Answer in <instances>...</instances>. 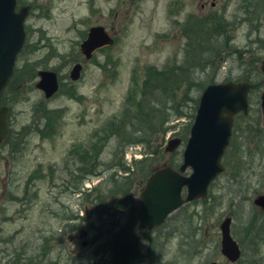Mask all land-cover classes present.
<instances>
[{
    "label": "rangeland",
    "instance_id": "rangeland-1",
    "mask_svg": "<svg viewBox=\"0 0 264 264\" xmlns=\"http://www.w3.org/2000/svg\"><path fill=\"white\" fill-rule=\"evenodd\" d=\"M249 1L21 0L22 5L30 4L32 11L26 22L29 41L19 64L22 70L17 73V79L7 93L9 125L13 133L5 151L0 148V235L4 239L0 244V264H42L43 259L44 264H112L111 244L128 218V209L122 213L114 211L108 205L113 199H108L105 209L98 214L95 206L89 204L90 201L86 202L85 195L72 190V178L67 176L66 168L68 165L71 169L80 165L73 159L76 152H86L91 159L100 158L104 165L118 163L120 153L113 158L117 142L106 138V124L118 116L125 99L126 105L131 106L134 102L126 98L131 89L132 97L136 101L139 99L149 70L182 61L187 43L183 31L190 16L195 20L210 16L225 18L228 24H232L224 26L231 30L232 44L239 49H250L247 58H264V46L255 44L256 41L250 44L257 32L264 38V15L255 13L251 26L247 21L249 14L245 13ZM253 1L264 4V0ZM97 25L105 26L115 38V43L97 51L93 59L86 62L80 44L88 30ZM228 53L227 50L218 58L210 57L213 65L203 76V84L208 80L207 75L217 83L246 80L249 74H245L238 62H224ZM232 57L237 59V55ZM76 62H82L84 70L80 80L72 82L69 73ZM246 67L248 71L250 66ZM44 68L58 72L61 81L60 91L49 101L35 89L37 73ZM197 93L194 92L195 99ZM260 95L261 91H257L251 97L250 115L253 118L255 109L259 107ZM45 110L51 116L43 115ZM184 123L176 124L165 140L156 137L152 141L154 148L162 143L160 153L154 158L149 156L148 169L142 166L136 171L131 192L115 199L125 197L128 205L138 204L147 177L143 173L176 162V156L167 154L165 146L170 138L178 136ZM249 124L247 120L243 122L242 130ZM91 148L94 151L89 154ZM140 148L133 146L129 153L132 152L133 157L142 155L140 151L149 152L148 147ZM99 149L102 154L98 157ZM71 151L74 153L72 157ZM258 164L259 160H256L252 165L251 176L249 173L245 175L241 189L233 187L227 175L217 181L213 193L222 205L219 204L214 214L203 213L201 219L197 213H202L203 206L193 202L174 213L166 222L167 227L153 233L137 225L136 232L143 240L141 254L132 264H155L146 262L143 256L150 235L154 238L162 236H159L160 240L168 251L166 264H205L211 261L231 264L220 251V224L227 216H233V236L240 243L251 213L260 210L253 202L258 193L263 192L252 193L258 188V177H254L260 170ZM100 172L101 176L87 181L90 190L107 179L110 173L103 168ZM247 191H250V200L243 201L242 196ZM94 197L91 196L90 200ZM109 197L113 198V195ZM74 216L80 219H74ZM189 221L188 231L202 230L201 243L206 248L196 259L183 262L178 258L180 235L176 231ZM85 242L87 246H84ZM242 248L252 260L250 244L246 242V247ZM13 249L15 258L10 260ZM261 252L264 255V238ZM44 253L48 259L43 257ZM149 260L161 263L155 256Z\"/></svg>",
    "mask_w": 264,
    "mask_h": 264
},
{
    "label": "trees",
    "instance_id": "trees-1",
    "mask_svg": "<svg viewBox=\"0 0 264 264\" xmlns=\"http://www.w3.org/2000/svg\"><path fill=\"white\" fill-rule=\"evenodd\" d=\"M263 5L262 2L253 0L247 2L245 13L249 14V19L247 21L251 26V18L255 13L261 16L264 15ZM226 24L232 26V24H228L225 18L219 19L217 16H210L204 19L200 18L199 20H195L193 16H190L185 23L183 31L184 35L187 37L183 61L176 62L163 70H158L156 68L149 70L143 82L141 96L137 101L132 97L133 91L131 90L128 100L132 99L134 102L131 106L125 104L121 113L116 117L114 116L106 124V138H110V141H113V143L117 142L116 149L114 147L113 150V153H116L113 158L120 153L118 163H112L111 166L108 164L104 165L99 161L100 158L91 159L86 152L75 153L73 159L77 162L79 161L80 165L72 169L70 167V170L66 169L68 171L67 176L72 178V190L75 193L78 192L85 195L84 199H86V202L90 201L89 204L95 206L98 214H101V209H105V202L106 200L108 201V199H113L108 205L109 207L112 206L111 208H113L114 211H123L132 204L128 205V201H126L125 197L119 200L115 199V197L121 194L125 195L132 190L134 186L133 177L134 175L136 176V171H138L139 167L145 166L148 169V166H150L148 162L150 163L151 160L149 156L151 155L154 158L155 155L160 153L162 143L159 146L157 145V148H154L153 142L156 137H160V139L164 140L166 134L176 127V125L171 126L170 123L183 119L186 120V126L183 127L181 136L183 140H187L190 125L195 117L199 104V95L206 85L214 83V78H210L211 76L209 75H207V82L204 84L202 83L203 76L207 74V70L213 65L211 58H218L228 50L229 53L224 62H229L230 60L231 62H233V60L238 62L239 65L244 68L245 74L250 75H246L245 81L253 80L254 90L252 93L254 94L257 93V91H262V76L259 71L261 58L255 57L256 59H251V56L247 58V53L251 52L250 49H239L233 45L231 30L224 27ZM208 31H210V33H206ZM257 34L256 38L251 41L250 44L256 41L255 44L264 46V38H261L260 32H257ZM223 38L224 40H222ZM209 53L210 55L205 57ZM232 55H237V59L232 57ZM246 66H250L248 71ZM220 67L221 66H219V69ZM194 92L195 94L198 92V97L196 99L193 97ZM179 101L183 102V104H178ZM255 110L254 118L252 117L253 115L237 116L233 138L225 155L224 163L226 170H229L232 174V178H229L233 187L235 186L241 189L244 183L243 177L247 173H252V165H254L256 160H259L257 168L260 170L258 173L254 172V176L258 177V188L252 190V193L256 194L260 191H264V126L262 124L260 110L258 108ZM43 115H50V113L45 110ZM47 117L50 119L49 116ZM246 120L250 122V124L248 128L244 129L246 130L245 132L242 130L241 126H243L242 124ZM132 133L137 136L134 137ZM10 139L11 137H9L8 140ZM132 145H141L144 148L148 147L149 152L147 151L148 154L146 153L144 159L139 161L135 160L132 164H128L125 160V154ZM80 149L82 152V148ZM93 151L94 149L91 148L89 154H92ZM73 154L74 153L71 151V157ZM101 154L102 151L99 149L98 157ZM181 158L182 152H176V164L181 162ZM102 168L110 172L107 179L101 181L94 189H84L86 181L93 177L101 176L102 173L100 170ZM153 171V168L147 170L146 174L142 171L143 175L147 176L144 181L147 180L148 176ZM214 187L215 184L212 190ZM249 192L250 191L245 192L244 195L241 194L243 195V201L250 200ZM93 195H95L94 199L90 200V197ZM109 195H113V198H108ZM219 204L222 205L213 191H211L209 198L202 201V213H197V215L199 214V217L203 219V213L210 212L214 214ZM235 211L236 210H234V212ZM74 217V219H77V216ZM188 225H191L190 221L188 224L177 228L178 231H176L180 235L178 258L183 262L185 260L196 259L206 248V246H203L201 243L202 239L200 236L202 230L193 229V231H188ZM245 226V235L244 237H240V242L244 248L246 247V242L250 244L253 248V258L249 260L244 252L237 264H264V255L261 252V241L264 238V211L256 209L254 213H251ZM159 236L160 235L151 239L149 243V253L144 255L146 261L152 259L155 255H157L155 257H157L156 259L158 261L165 260V252L163 253L162 250H160V254L159 249L158 253H154L158 245H165L160 240L162 236ZM3 241L4 239L0 235V244H2ZM13 253L14 249L10 253V260L15 258ZM38 256L39 254L35 257L36 261L39 259ZM43 257L46 258L45 253ZM44 261L45 259H43L41 263L44 264ZM26 264H28V262ZM155 264L157 263L155 262Z\"/></svg>",
    "mask_w": 264,
    "mask_h": 264
},
{
    "label": "water",
    "instance_id": "water-1",
    "mask_svg": "<svg viewBox=\"0 0 264 264\" xmlns=\"http://www.w3.org/2000/svg\"><path fill=\"white\" fill-rule=\"evenodd\" d=\"M17 3L18 0H0V94L13 75L26 37L24 23L29 8L17 11ZM113 43L105 27H93L82 43L81 51L89 60L96 50ZM260 70L264 82V59ZM81 71L82 65H76L71 71V79L79 80ZM39 75L41 80L36 87L45 92L46 98H51L59 90L57 73L41 71ZM252 88L250 83L226 82L209 85L204 90L179 171L166 167L149 177L140 196V205L130 210L125 226L115 236L113 264H128L137 250L140 238L135 234V226L138 221L144 228H156L184 203L208 195L209 186L224 170L222 159L231 141L234 118L240 113H249ZM261 110L264 122V91L261 94ZM7 115L8 109L0 108V143L9 135ZM180 143V139L171 140L167 152L174 151ZM188 169H192L190 176L184 175ZM185 187L187 197L183 199ZM255 204L264 207V195L258 197ZM231 224L230 217L221 224V251L229 261L237 262L241 249L232 236Z\"/></svg>",
    "mask_w": 264,
    "mask_h": 264
},
{
    "label": "flooded vegetation",
    "instance_id": "flooded-vegetation-1",
    "mask_svg": "<svg viewBox=\"0 0 264 264\" xmlns=\"http://www.w3.org/2000/svg\"><path fill=\"white\" fill-rule=\"evenodd\" d=\"M78 63V62H77ZM41 92V91H40ZM43 95H44V93L43 92H41ZM6 97L8 98V96L6 95ZM5 99V91L3 92V97H2V103L1 104H3L2 105V107H5V103H7V105L6 106H8V99ZM45 99V98H44ZM1 147V149H3L4 151H5V142L0 146ZM84 236H86L85 234H84ZM84 236H82V237H84Z\"/></svg>",
    "mask_w": 264,
    "mask_h": 264
}]
</instances>
